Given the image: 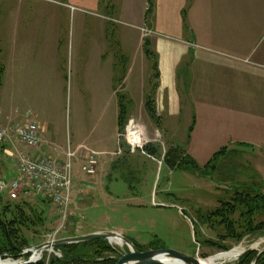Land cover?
<instances>
[{
  "label": "rangeland",
  "instance_id": "obj_1",
  "mask_svg": "<svg viewBox=\"0 0 264 264\" xmlns=\"http://www.w3.org/2000/svg\"><path fill=\"white\" fill-rule=\"evenodd\" d=\"M127 1L133 11L145 8V0H101V9L94 14L63 5L64 0H0V66L5 67L0 118L16 108L18 120L27 122L0 123V131L36 122V113L53 133L51 149L67 148L70 143L73 150L84 146L100 153L95 175L82 172L81 158L73 159L72 199L66 228L59 237L118 231L144 251L169 250L203 260L241 247L257 253L251 263L255 264L264 254V152L230 145L229 151L216 159V169L207 167L216 153L205 152L200 143L194 145L190 139L193 120L188 114V91H182V84V114L177 119H163V124L155 122L146 106L142 112H133L132 100L121 89L118 95L123 97L128 125L146 136L144 145L135 147L127 142L128 125L125 133L119 127L117 130L118 108L108 104L102 77L110 74L114 62L112 53L106 51H111L114 29L131 26L112 21L115 13L126 9ZM147 4L149 9L148 0ZM139 29L144 37L153 34L147 26ZM96 41L105 50L99 68L95 65L97 55L91 52ZM148 60L147 98L158 86L153 61ZM96 74L101 75V88L100 81L97 84L93 79ZM40 129L42 139L44 129ZM99 139L106 142L100 144ZM16 148L25 146L8 130L5 141L0 142V180L8 186L1 194L0 214L10 206L5 217L13 220L11 212L17 213L14 207L21 205L27 218L21 233L36 247L62 225L63 214L50 202L11 198L9 187L17 180ZM168 159L177 162L173 166ZM225 205V223L221 218L211 219ZM107 243L129 252L125 242ZM44 256V264L57 257ZM4 257L2 260L9 258ZM241 258L217 264H239Z\"/></svg>",
  "mask_w": 264,
  "mask_h": 264
},
{
  "label": "crops",
  "instance_id": "obj_2",
  "mask_svg": "<svg viewBox=\"0 0 264 264\" xmlns=\"http://www.w3.org/2000/svg\"><path fill=\"white\" fill-rule=\"evenodd\" d=\"M154 1L149 15L145 0V8L139 12L136 7L133 11L127 1L126 9L113 16L115 23H131L128 24L131 26L114 29L111 51L106 50L114 57L110 74L102 77L103 88L110 97L108 104L119 112L118 94L122 89L132 100L133 112H142L145 108L149 92V60L145 53L148 40L158 64V86L153 94L160 123L182 114L181 70L190 62L186 77L188 114L195 119L190 135L192 143L195 145L197 141L205 152L212 154L230 145L264 152V0ZM62 3L75 6L80 12L97 14L101 9V0H64ZM144 26L153 32L149 37H144L139 29ZM102 30L108 33L107 28ZM104 51L98 41L91 48L97 55L96 68L104 61ZM93 79L97 84L100 81V87L101 75L96 74ZM17 113L16 108L9 116L2 113L0 123H27L18 120ZM33 120L38 123H31L44 129L41 147L21 149L35 156L63 159L65 148L51 149L54 137L47 123L40 121L36 113ZM105 142V139L98 140L100 144ZM55 148L61 150L55 152Z\"/></svg>",
  "mask_w": 264,
  "mask_h": 264
},
{
  "label": "built area",
  "instance_id": "obj_3",
  "mask_svg": "<svg viewBox=\"0 0 264 264\" xmlns=\"http://www.w3.org/2000/svg\"><path fill=\"white\" fill-rule=\"evenodd\" d=\"M143 32L149 33L147 30H143ZM131 126L133 127V124ZM8 130L13 131L17 141L27 149H40L42 144L41 129L37 124L29 123L24 126L19 125L14 129L6 128L3 131L1 130L0 142L5 141ZM145 137L141 132L135 133L128 125L125 138L129 144L141 147L144 145ZM54 151L58 152L60 150L55 148ZM15 154L14 162L17 166V180L10 185L9 194L14 200L21 198L39 199L50 202L58 208V211L63 214V223L47 241L48 243H55L60 239L59 234L65 230V224L68 220V209L72 199L73 159L79 160L81 158L82 172L86 175H95L99 165L100 153L84 146L73 150L69 143L64 150L63 159L46 155L35 156L18 148H16ZM7 187V183L0 180V194ZM47 253L50 256L63 257L60 250L50 249ZM35 254H38V252H34L31 248H26L22 251V255H30V262L33 260L34 263L38 262L34 260Z\"/></svg>",
  "mask_w": 264,
  "mask_h": 264
},
{
  "label": "trees",
  "instance_id": "obj_4",
  "mask_svg": "<svg viewBox=\"0 0 264 264\" xmlns=\"http://www.w3.org/2000/svg\"><path fill=\"white\" fill-rule=\"evenodd\" d=\"M148 3L150 6L148 9V14H149L152 10L153 2L152 0H148ZM145 53L147 58L153 61V66H154L153 70L156 73L154 78L158 79L157 59L153 51L150 49V43L148 40L145 42ZM189 64L190 62L187 63L186 66H184L183 69L181 70L180 81L182 84L181 87L182 91L183 90L188 91L189 89V82L186 77L188 75ZM4 73H5V67L0 66V86L2 85V79ZM156 87L157 86H154V89ZM118 97H119L118 127L121 133H125L129 120L127 118L126 107H124V102L122 101L123 97L121 95H118ZM151 97H148L146 100V104H145L146 109L148 110L150 116L153 117L155 122L160 123V119H158L157 117L154 94ZM194 126H195V119H193L192 126L189 129V135H191V133L193 132ZM146 151H148V147ZM228 151H229L228 147H224L220 149L214 155L213 160H211L207 164V167L211 166L210 168L216 169V166L218 164L217 163L218 158L226 154ZM166 162L174 166L177 161H175L174 159L173 160L168 159ZM212 163L215 164L213 165ZM181 165L182 163L179 166ZM0 200H1V195H0ZM9 207L10 206H7L3 210L2 213H5L4 215L0 214V258L7 255V257L9 258L18 260L21 257L22 250L27 247H30L28 240L21 233L20 230V228H22L23 225L22 223L25 222V219L27 218H25V213L23 212L21 205H17L14 207L17 213L11 212V214L14 216V219L13 220L8 219L7 217H5V215L10 213ZM227 213H228V207L227 205H225L221 207V209H219L218 211L214 212V214L211 216V219L221 218L222 223H225ZM135 245L140 251H144L140 246H138L137 244ZM60 250L63 253L64 258L59 260L57 257H52L50 264H116L117 263V260L114 258V254H115L114 250L111 248V246H109L107 241H93L88 243L70 245V246L62 247L60 248ZM225 250L227 251V248H224L223 251ZM256 257H257V253L255 254L254 252H248L239 260V264H251L255 259H257ZM37 264H44V262L41 261ZM255 264H264V254L260 256V258L257 261H255Z\"/></svg>",
  "mask_w": 264,
  "mask_h": 264
},
{
  "label": "water",
  "instance_id": "obj_5",
  "mask_svg": "<svg viewBox=\"0 0 264 264\" xmlns=\"http://www.w3.org/2000/svg\"><path fill=\"white\" fill-rule=\"evenodd\" d=\"M114 237H121L123 242H125L127 247L129 248V252L118 251L115 248V246L112 245L113 246L112 248L116 253V255L114 256V258L117 260L116 264H165L163 263V261H161L162 257L179 260L182 261L184 264H200V259L182 253H178L175 251H169V250H150L143 252L139 251L137 247L130 240L126 239L122 235L115 232H99V233H92L79 237L65 238L58 240L55 243H43L39 246L30 247V248L33 249L34 252H41L42 255L44 256L50 249H60L65 246L88 243L93 241L111 242V239ZM251 251L252 249L243 251L240 254V258L244 254ZM5 256L7 257V255ZM1 259L2 258H0V260Z\"/></svg>",
  "mask_w": 264,
  "mask_h": 264
},
{
  "label": "bare ground",
  "instance_id": "obj_6",
  "mask_svg": "<svg viewBox=\"0 0 264 264\" xmlns=\"http://www.w3.org/2000/svg\"><path fill=\"white\" fill-rule=\"evenodd\" d=\"M58 241V240H57ZM110 244H118V245H122L123 244V240L121 237H114L111 239V242H109ZM241 248V247H240ZM235 249L234 251L230 252V253H227V254H223V255H218L216 257H213L211 259H208V260H203V259H200V264H217L218 261L220 260H223V259H228V260H235V259H238V257L240 256V254L244 251L243 249ZM43 258V255L41 252H38V254H35L34 255V260L35 261H40L41 259ZM31 259L27 260V261H24V262H21V261H12V260H9L6 259V260H0V264H31L33 262H30ZM161 261H163V263L165 264H184L182 261H179V260H175V259H172V258H166V257H162L161 258ZM34 263V262H33Z\"/></svg>",
  "mask_w": 264,
  "mask_h": 264
}]
</instances>
